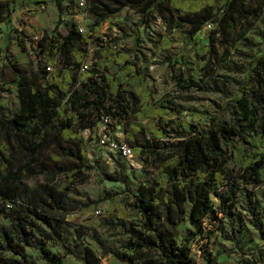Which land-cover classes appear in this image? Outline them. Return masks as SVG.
<instances>
[{"label":"trees","instance_id":"1","mask_svg":"<svg viewBox=\"0 0 264 264\" xmlns=\"http://www.w3.org/2000/svg\"><path fill=\"white\" fill-rule=\"evenodd\" d=\"M249 2L92 0L94 23L89 30L79 31L71 23L64 33L41 36L37 44L44 57L33 77L22 76L12 55L5 53L14 78L5 86L0 67V175L5 173L0 177V215L9 220L0 225V264H34L26 248L38 250L44 264H63L62 257L46 247L48 241L59 243L65 256L73 255L82 264H103L102 258L110 255L121 264H198L188 245L192 236L178 239L159 228L162 220L175 228L184 216L193 227L209 215L226 219L227 238L233 242L239 241L247 221L264 240V208L259 209L253 190L240 188L242 181L264 186V37L247 56L246 70L229 94L232 120L165 96L154 100L146 64L139 58V27L160 16L168 26L166 34L179 30L183 43L192 41L206 24H214L207 42L193 44L185 56L191 64L213 60L217 34L232 48L236 25L261 15ZM125 7L139 13L128 48L101 31V22L111 21ZM12 10L9 0L0 1V23ZM166 34L160 35L164 50L170 45ZM90 44L93 60L81 69ZM47 66H52L51 72ZM193 84L209 88L200 77ZM4 93L18 103L11 117L2 111L7 108ZM106 117L103 131L114 134L122 125L133 153L153 158L157 172L148 186L129 188V196L106 193L109 211L114 210L117 219L111 225L121 228L123 241L114 245L93 230L78 250L63 243L60 226L75 210L94 211L99 202L71 196L69 184L87 156L90 138L82 132L92 131ZM31 164L47 181L31 186L20 178L18 172L26 166L34 169ZM203 257L210 260L206 253Z\"/></svg>","mask_w":264,"mask_h":264},{"label":"rangeland","instance_id":"2","mask_svg":"<svg viewBox=\"0 0 264 264\" xmlns=\"http://www.w3.org/2000/svg\"><path fill=\"white\" fill-rule=\"evenodd\" d=\"M9 1L13 10L10 18L0 24V51L12 55L13 64L26 78L33 77L40 60L44 57L38 44L35 43L36 40L32 39L33 32L41 33V35L44 33L56 35L64 33L66 25L71 23L84 21L86 30H89L94 23V17L89 10L92 0H87L86 18L83 15L84 9L77 8L76 0ZM224 2L225 0H218L220 5ZM249 7L260 10L261 15L258 18H248L236 25L230 39L233 47L229 48V44H224L217 34L215 42L217 56L213 60H203L195 64L186 62L185 56L192 51L193 44L207 42L208 30L212 29L214 24L211 28H203L192 41L187 43L181 41V34L177 29L166 34L168 26L160 16H155L148 24L140 26L139 58L140 62L146 64L153 99L157 100L165 96L184 107L198 109L212 116L220 114L223 119L232 120L233 108L228 103L229 94L235 90L246 70L247 56L252 51H256L255 45L264 37V0H250ZM33 9L35 12H29ZM138 21L137 10L125 7L112 17L111 21H102L101 31L106 36L117 38L120 46L128 48L132 46L131 32ZM163 34L168 35L170 39L168 50H164L161 46L160 35ZM241 34L243 37H240ZM180 52L182 54L178 57ZM10 66V63L6 64L3 59L0 60L5 86H8L14 78ZM196 77L208 83L209 88L196 87L193 84ZM3 96L7 104V108L2 110L3 114L11 117L18 108L17 100L15 96L8 93H4ZM122 129V125L116 128V132L122 131L118 139L128 143L124 139ZM101 131V123L92 131H83L84 137L90 138L87 156L84 162L79 164L80 172L69 184L71 196L82 200L88 198L98 200L96 209L99 210V214H94L91 210L83 213L81 209H77L69 214L60 226L63 243L70 247L76 245L78 250L81 249L84 241L90 240L89 235L93 230L114 245L125 239L121 228L111 225L117 219L114 210L109 211V199L106 193L119 198L129 196L131 193L128 189L136 190L138 183L146 186L151 184L158 167V163L153 158L133 153L131 158L122 159L110 154L99 142ZM52 149L49 148L46 153ZM66 162L73 163L70 160ZM27 167L29 166L18 172L20 178L27 184L33 186L47 181V176L38 169L36 164L33 165L34 169ZM4 175L3 172L0 177ZM240 188L241 191L253 190L259 200V209L264 208V202L261 200L264 186H253L251 183L242 181ZM241 199L239 197V200ZM1 224L8 225L9 220L0 215ZM159 228L178 239L192 236L188 245L198 264H264V240L259 238L257 230L247 221L239 234L238 242L227 238L230 234L227 220L219 221L211 215L203 218L198 227L191 226L184 216L175 228L168 226L163 220L159 223ZM84 232L85 235L82 237ZM46 247L58 253L62 257L63 264H82L73 255L65 256V250L59 243L48 241ZM26 252L34 264H44L38 250L26 248ZM203 253L209 255L210 260H206ZM215 254L218 256L214 260ZM102 263L121 264L111 255L102 258Z\"/></svg>","mask_w":264,"mask_h":264},{"label":"built area","instance_id":"3","mask_svg":"<svg viewBox=\"0 0 264 264\" xmlns=\"http://www.w3.org/2000/svg\"><path fill=\"white\" fill-rule=\"evenodd\" d=\"M77 2V8L78 9H84L83 15L84 18H86L87 16V0H76ZM76 26L79 29V31H86L85 28V23L83 22H76ZM212 24L208 23L204 26V29L206 28H211ZM41 33L38 32H33L32 33V39L35 41V43L37 44L38 40L41 38ZM1 39V37H0ZM93 45H88V55L85 59V61L82 63L81 65V69L84 68H88V66H90L91 62H92V55H93ZM3 59L6 62V58H5V53H2V51H0V60ZM46 70L48 72L52 71V66H47ZM109 121V118L106 117L102 120L101 124H102V131H101V135L99 138V142L102 146H105L107 148V151L110 154H113L119 158L122 159H129L133 156V151L132 148L129 146L128 143H126L124 140H120L118 139L116 136H114L113 134H107L103 131V129L106 126V123ZM85 131V130H84ZM83 133V132H82ZM94 214H99V210L95 209L93 211Z\"/></svg>","mask_w":264,"mask_h":264},{"label":"crops","instance_id":"4","mask_svg":"<svg viewBox=\"0 0 264 264\" xmlns=\"http://www.w3.org/2000/svg\"><path fill=\"white\" fill-rule=\"evenodd\" d=\"M1 24V23H0ZM6 53H8V52H6ZM122 134V131H120V130H118L117 132H116V136H117V138H119V136Z\"/></svg>","mask_w":264,"mask_h":264}]
</instances>
